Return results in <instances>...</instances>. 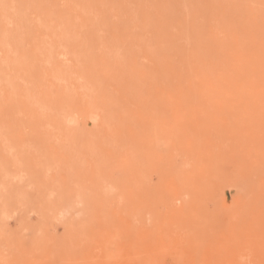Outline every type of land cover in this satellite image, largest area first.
<instances>
[{
	"label": "rangeland",
	"instance_id": "374dc122",
	"mask_svg": "<svg viewBox=\"0 0 264 264\" xmlns=\"http://www.w3.org/2000/svg\"><path fill=\"white\" fill-rule=\"evenodd\" d=\"M0 264H264V0H0Z\"/></svg>",
	"mask_w": 264,
	"mask_h": 264
}]
</instances>
